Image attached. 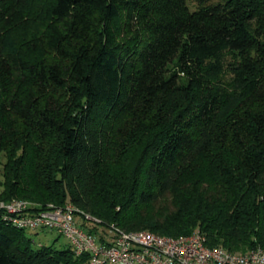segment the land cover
<instances>
[{
  "label": "trees",
  "instance_id": "16d2710c",
  "mask_svg": "<svg viewBox=\"0 0 264 264\" xmlns=\"http://www.w3.org/2000/svg\"><path fill=\"white\" fill-rule=\"evenodd\" d=\"M187 1L0 0L1 200L264 248V0ZM27 231L0 264L87 263Z\"/></svg>",
  "mask_w": 264,
  "mask_h": 264
},
{
  "label": "built area",
  "instance_id": "2783aa9c",
  "mask_svg": "<svg viewBox=\"0 0 264 264\" xmlns=\"http://www.w3.org/2000/svg\"><path fill=\"white\" fill-rule=\"evenodd\" d=\"M29 204L25 199H0V210L5 220L22 229L56 231L67 239L75 255L88 254L86 264H264V248L236 252L209 247L198 229L174 237L145 229L126 231L110 224L108 240L98 242L84 224L101 226L99 218L71 203L49 204V208L38 211L29 210Z\"/></svg>",
  "mask_w": 264,
  "mask_h": 264
},
{
  "label": "rangeland",
  "instance_id": "374dc122",
  "mask_svg": "<svg viewBox=\"0 0 264 264\" xmlns=\"http://www.w3.org/2000/svg\"><path fill=\"white\" fill-rule=\"evenodd\" d=\"M214 1V0H213ZM188 5L190 8H196L198 6V0H188ZM24 34V31L22 32ZM4 162V157L0 156V180H2L1 170H2V163ZM102 229L106 231L107 234H110V229L106 226H100ZM31 234L33 238V246H37V244H45V245H54L56 248H62L68 243L67 239L62 235H59L54 230H35V231H27Z\"/></svg>",
  "mask_w": 264,
  "mask_h": 264
}]
</instances>
